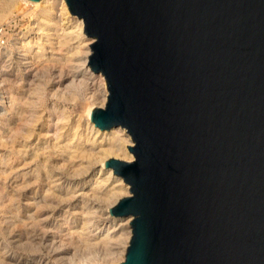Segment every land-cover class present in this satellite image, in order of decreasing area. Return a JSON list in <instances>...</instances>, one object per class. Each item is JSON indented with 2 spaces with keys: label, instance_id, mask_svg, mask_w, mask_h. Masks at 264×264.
Listing matches in <instances>:
<instances>
[{
  "label": "water",
  "instance_id": "water-1",
  "mask_svg": "<svg viewBox=\"0 0 264 264\" xmlns=\"http://www.w3.org/2000/svg\"><path fill=\"white\" fill-rule=\"evenodd\" d=\"M121 126L132 217L120 264H264V0H64Z\"/></svg>",
  "mask_w": 264,
  "mask_h": 264
},
{
  "label": "rangeland",
  "instance_id": "rangeland-1",
  "mask_svg": "<svg viewBox=\"0 0 264 264\" xmlns=\"http://www.w3.org/2000/svg\"><path fill=\"white\" fill-rule=\"evenodd\" d=\"M61 2V0H52L49 3L50 10L48 14L50 15L54 26H42L40 32H37V30L35 32L33 31L34 28H36L35 25H37V23H42V20L39 18L41 12L39 8H35L33 4L28 2L24 5L22 0H0V28L2 29L3 38V42L0 46V54H2L0 55V76L3 75V72L9 68V64L12 61L19 59L22 55V53H20L22 51L18 50L17 46H15L14 40H17L18 37L31 36L29 40L31 41V45H33L36 37H38V34H40L41 41L37 42L36 44H40V46L44 47L45 49H43L44 51L42 50V58H36L34 56L35 59H32V61L34 60V63L32 64L28 75L32 77L35 75L34 79L30 78L28 75H25V72L28 70L23 71V69H26L24 65H12L10 69H15L14 71L19 69L24 75L23 79L26 78V81H29L15 86L11 91L12 93L10 92L2 95V91L0 90V264H27L28 261H31V258L36 257L40 253H46L48 255L47 262H50L49 264H60L63 259L64 260L61 264H109V261H111L110 258L105 255V251L103 249L99 250L97 247H90L87 249V247L84 246V242H80L78 238L64 235L67 234L66 229L70 222H67V216L63 213L66 210H69L70 214H73L75 217L79 216L76 210H74L75 205L72 207L70 206V208L64 207L63 212H59L58 209L56 210V205L58 204L57 201L59 198L56 200V198L54 199L53 197H50L49 201H46L47 205L45 202H41L40 198V195L46 190L45 188L47 185L45 182L44 167L47 166L50 170H53V166L55 165L51 159L48 162V158L50 157V149L57 141L56 137L58 130L56 122L60 116L59 112L64 109L67 112L70 124L78 122L79 126L81 125L77 132L78 135L82 134L84 136H89L92 128L91 123H87L86 109L88 105L91 106V110L94 111L95 108H104L107 103V101L105 104L102 102L103 98L94 99L95 97H93V93H89L87 90H84L85 92L81 90L78 97L75 98L68 96L62 97V93L65 91V89L70 86V84H72L70 83V80L68 81L65 78H68V73L69 75L70 72L73 73L75 70L74 68L76 67L75 64L81 63V61L77 59H82L84 56L77 57L73 51V44H71V42L65 43L62 41V29L65 26L67 28V25H65V22H62L63 17L60 15V7H62ZM65 8L68 13L67 15L69 20H76V17H74L75 15L72 16V14H70L66 4ZM50 29L51 31H48ZM84 37L88 41H95L94 39L87 37L85 33ZM17 41L23 43V40H21L22 42L20 40ZM27 49L28 48L25 47V50L28 52ZM27 52L26 56L28 58L29 54L30 56L34 55L31 52ZM89 52L90 53L88 55L90 56L92 54L91 49ZM75 61L76 63L73 64ZM87 65L84 66V68H78V74L82 75L84 73V79L91 81V78L88 75V73H91L92 77H95L96 81L98 80L97 85H99V79L103 75L101 74L97 76L90 67H87ZM86 70L88 72H85ZM61 74L64 77H62V79L59 78ZM7 78L9 79V77ZM102 79L105 80L104 77H102ZM33 90H35V92ZM15 98L17 99V103L20 105V109H24L29 105H33L35 107H41L43 110H45L43 114L46 119V126L44 131H42L43 133H40L41 131H39L41 130L39 128L41 125L35 128L33 132L34 135L32 134V137L28 140V147L30 146V148L27 149L24 158L14 153L13 155L9 156L10 161L8 160V165L6 167H2L3 165L1 164V161L4 149L2 148L1 144L6 145L7 147L10 146L11 140L9 138L12 136L11 128H13V130L18 128V122L16 121L14 114L11 112V108H13L12 102H14ZM2 125L4 126L5 131L1 129ZM74 132L75 128L73 127L72 130L70 129L69 136L71 137ZM92 134L93 133H91V135ZM41 135L44 137L42 138ZM128 140L130 142L128 146H133L134 143L131 137H129ZM44 143L47 145V147H49L48 151H43L44 146H42V144ZM80 143L83 146L88 145L84 139H82ZM129 155H131L134 160L133 155L131 153H129ZM110 158L115 157L110 156L108 157V160ZM115 159L122 160L120 158ZM99 169L100 167L98 164L96 165V171H99ZM89 179L90 178L85 179L87 185L82 184L75 188L77 194H75L77 203L80 204L83 201V204H85L87 207L90 206V204H99L101 208H98V211L105 214V217L108 215V211L106 212V207L109 205L113 207L120 199L131 196L130 186L125 183L123 179H121V181H117V183H121V191L118 192V194L112 198L108 204L107 202L105 203L100 199V201H90L88 203L86 200H83V198H85L83 195L82 197L79 195L81 192H85L84 190H87ZM115 179L117 180L118 178L115 177ZM16 194L17 197L15 196ZM39 200L40 208L38 207V210H36L34 202ZM39 210L41 212H39ZM31 214H34L35 216L37 215L36 224L30 220ZM96 216H93V222L99 226L100 230L103 229V232L111 233L110 236L117 234V236L119 235L124 239L126 244L120 248L118 255H116L114 259L115 262L121 263L125 258V253L132 235V229L131 224H129L126 230L124 228V231H121L120 224H122V222H127L128 219L132 220V217L118 219L108 216L110 221L107 223L104 219L101 220L98 218V216ZM47 217L49 218V224L45 225L47 223L45 221ZM45 232H49V234H51L54 239L48 242L44 241L42 247H40L38 244L41 243L40 238ZM46 243L50 245L48 246ZM64 249H68V252L63 253L62 250Z\"/></svg>",
  "mask_w": 264,
  "mask_h": 264
},
{
  "label": "bare ground",
  "instance_id": "bare-ground-1",
  "mask_svg": "<svg viewBox=\"0 0 264 264\" xmlns=\"http://www.w3.org/2000/svg\"><path fill=\"white\" fill-rule=\"evenodd\" d=\"M22 1L24 5L25 3L28 2L30 4H33L35 8H39V10L41 11L39 18L42 20V23L41 24L37 23V25H35L36 28H34L33 31L36 32L37 30V32H40L42 26H45V27L54 26L50 18V15L48 14L50 10L49 3L52 0H22ZM61 1H62L61 2L62 7H60L61 8L60 15L63 17L62 22H65V25H67V28L66 26L65 27L63 26L64 28L62 29V34H61L62 41L65 43L71 42V44H73V51L75 52V55L77 57L84 56L82 59L76 58L77 60H80L81 63L75 64L76 67L74 68L75 70L73 71V73L70 72V75L68 73L67 75L68 78H65L68 81L70 80L71 81L70 83L72 84H70V86H68L65 89V91L62 93V97L68 96L71 98H75V97H78L81 90L82 91L87 90L89 93H93V97H95L94 99L103 98L102 102L105 104L106 101L108 100L107 99L108 98L107 96L108 86L106 89V84H107V82L105 84L106 79L105 80L102 79L104 75L102 74L103 76L99 79V85H97L98 80L96 81L95 77H92L91 73H88V75L91 78V81L84 79V75H85L84 73L82 75L78 74V68L79 69L84 68V66H86L88 63V56H89L88 54L90 53L89 52L90 49L92 51V48L89 45L92 44L93 42L88 41L84 37L85 32L83 31L82 19L78 18L77 16L72 15L76 17V20L74 21L69 20V17L67 15L68 13L65 8L66 2L64 0H61ZM51 29L48 31H51ZM38 35L33 45H31V41L29 40L31 36L18 37L17 40H20V41L23 40V43H20L19 41L14 40L15 46H17L18 50L22 51L20 52L22 53V55L20 56L19 59L12 61L9 64V68L8 69L6 68L7 70L4 71L3 72L4 74L0 76V90L2 91V95L6 93H10L15 86H18V84L26 83L29 81L28 80L29 78L27 79L28 81H26V78L23 79L24 75L19 69L17 71H14L15 69L14 70L10 69V67L12 65L20 66L22 64L26 68V69H23V71L28 70L25 72V75L29 74L28 72L31 69L32 64L34 63L33 62L34 60L32 61V59L33 58L35 59V57L36 58L43 57L42 50L44 49V47L40 46V44H36L37 42L41 41V36L40 34ZM87 37L89 36L87 35ZM91 39H94V38H91ZM25 47L28 48L27 49L28 52H31L34 55L30 56L29 54V58H28L26 56L27 51L25 50ZM37 55H40V56H37ZM74 63H76V61L73 62V64ZM87 67L89 66L87 65ZM85 72H88V71L86 70ZM34 76L35 75H33V77L32 76H29V77L34 79L35 78ZM7 77H9V79ZM62 77L63 76L61 74L59 78L62 79ZM33 91L35 92V90ZM108 95H109V92H108ZM12 103H13V108H11V112L12 114H14L15 119L18 122L17 124L18 128H16L15 130L11 128L12 136L11 138H9L11 140L10 146L7 147L6 145L1 144L2 148L5 151V152L3 151V155H2V161H1V164L3 165L2 167H6L8 165V160L10 161L9 156L13 155L14 153L24 158L27 152V149L30 148V146L28 147V144H29L28 140L32 137V134L35 128L41 125V127H39L41 130L39 131H41L40 133H43L42 131H44V128L46 126V119L43 114L45 110H43L41 107L39 108L33 105H29L27 108L23 107L24 109H20V105L17 103L16 98L14 102ZM59 113H60V116L56 122L57 130H58L57 137H56L57 141L53 144L52 148L50 149V157L48 158V162L51 159L53 160L55 165L53 166V170H50L47 166L44 167L45 182L47 185H46V188L44 187L46 190L43 192V194L40 195L41 202H45V203L46 201L48 202L50 197H53L54 199L56 198V200L59 198L57 201L58 204L56 205V210L58 209L59 212H63L64 207L70 208V206L72 207L73 205H75L74 210H76L79 216L75 217L73 214H70L69 210H66L63 213L67 216V222H70L69 226L66 229L67 234H64V235L69 236V237L78 238L80 242H84V246L87 247V249L90 247H93V248L97 247L99 248V250L103 249L105 251L104 252L105 255H107L112 261V262L109 261L111 264H120V262H115L114 259L116 255H118L120 248H122V246L126 244L124 239L121 238L119 235L117 236V234H115L114 236H110L111 233L109 232L105 233L103 232L104 231L103 229L100 230L99 226L93 222L94 220L93 216L97 215L99 219L101 220L104 219L107 223L110 221V218L108 216L110 217L112 216V218L114 217L118 219H122V218L115 217L114 215L111 214L110 208L112 207L110 205H109L110 207L109 206L106 207L107 208L106 212L108 211V215L107 217H105V214L100 213L98 211V208H101L99 204H95V205L90 204V206L87 207L85 204H83V201L80 204L77 203V199H76L77 194H76L75 188H77L79 185L86 184L85 179L90 178L88 181L87 190H84L85 192L83 193L81 192L79 196L82 197L83 195V197H85L83 198V200H86V202L88 203L90 201L97 202V200L98 201L103 200L105 203L107 202L108 204L112 200V198H114L118 194V192L121 191V188H120L121 183H117V181H121L122 178L120 176L115 175L113 170L106 166L105 162L108 160V157L110 156H113L115 158H120L126 162H131L133 158L131 155H129V153H131L132 155L133 153L130 152L128 150L129 147H127L130 143L128 138L131 136L127 132V130L121 126L111 127L109 130L107 129L101 130L99 127L95 126V124L93 123L91 119V115L93 111L91 110V106L89 105L86 109V114H87V123H91V128H92L91 133H93L92 135L91 133H89L91 136L90 135L84 136L82 134L78 135L77 132L81 125L79 126L78 122L74 124H70V120L68 118L67 112L64 109H62ZM73 127L75 128V132L70 137L69 132H70V129L71 130L73 129ZM1 129L5 131V128L3 125L1 126ZM43 137L44 136H42V138ZM82 139H84L85 142L88 144L87 146L85 145L83 146L80 143ZM45 145H46L45 143L42 144V146H44L43 151H48L49 147ZM98 164H99L100 169L99 171H96V165ZM115 177L118 179L116 180ZM15 196L17 197V194ZM39 202L40 200L37 202H34L35 203L34 206H36L35 207L36 210H38V207L40 208ZM39 212L41 211L39 210ZM36 216L34 214H31V217H30V220H32L34 224H36L37 222ZM48 219L49 218L47 217L45 220L47 223L45 225L49 224ZM130 222H131V219L130 220L128 219L127 222L125 223L122 222V224H120V230L124 231V228L126 230L127 226L131 224ZM53 239L54 237L51 234H49V232H45L44 235H42L40 238L41 243H39L38 245L42 247L44 241L48 242ZM62 251L63 253H66L68 252V249H64ZM47 260H48V255L46 253L45 254L40 253L36 257L31 258V261H28L27 264H49L50 262L48 263ZM62 261L60 262V264L62 263Z\"/></svg>",
  "mask_w": 264,
  "mask_h": 264
},
{
  "label": "built area",
  "instance_id": "built-area-1",
  "mask_svg": "<svg viewBox=\"0 0 264 264\" xmlns=\"http://www.w3.org/2000/svg\"><path fill=\"white\" fill-rule=\"evenodd\" d=\"M2 39V29L0 28V44L3 42Z\"/></svg>",
  "mask_w": 264,
  "mask_h": 264
}]
</instances>
